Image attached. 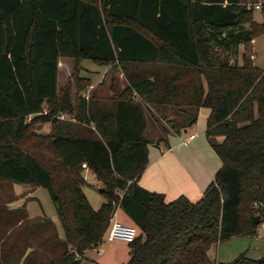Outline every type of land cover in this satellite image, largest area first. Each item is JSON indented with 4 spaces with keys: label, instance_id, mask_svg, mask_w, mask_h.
<instances>
[{
    "label": "trees",
    "instance_id": "16d2710c",
    "mask_svg": "<svg viewBox=\"0 0 264 264\" xmlns=\"http://www.w3.org/2000/svg\"><path fill=\"white\" fill-rule=\"evenodd\" d=\"M243 1L0 0V181L47 189L64 231L61 238L24 205L0 207V264H80L119 208L139 229L127 264H264L244 255L218 263L209 254L258 234L253 209L264 221V70L245 53L242 64L223 55L264 33ZM61 58L77 60L76 93L71 81L59 89ZM85 60L121 70L126 87L114 78L111 97L95 90L87 98ZM202 108L222 161L204 198L168 201L139 185L149 166L148 118L167 145L171 131L197 124ZM39 123L50 132L33 134ZM83 163L105 189L97 210L83 190ZM40 236L55 252L42 262L31 243Z\"/></svg>",
    "mask_w": 264,
    "mask_h": 264
},
{
    "label": "rangeland",
    "instance_id": "374dc122",
    "mask_svg": "<svg viewBox=\"0 0 264 264\" xmlns=\"http://www.w3.org/2000/svg\"><path fill=\"white\" fill-rule=\"evenodd\" d=\"M254 2H264V0H244L242 3H254ZM253 21L254 23L259 26L264 22V14L261 11L254 12ZM249 26V25H247ZM252 38L256 39V44H245L244 46L239 47L238 53L232 51L229 54L223 53V55H228L231 57V60L233 62H238L239 64H242L243 62V54L246 51H254L256 54V58L252 59L255 66L264 70V33L260 34L258 36H253ZM82 65L86 69L93 70V75L87 73L86 71L82 72L83 77H92L95 81L94 74L96 70L102 71L104 70V66H100L96 63H94L91 60H85L82 62ZM77 66V60L72 58H61L60 59V74H59V80H58V86L61 88L62 86L66 85L68 81L72 78V76H75V68ZM75 79L72 82L73 84V91L74 93L77 90L78 83ZM90 88L87 89V91ZM92 90V89H91ZM86 91V93H87ZM108 91L107 88L104 89V92ZM48 108H45V113H47ZM207 108H205V111L207 112ZM205 112L202 111L200 113V119H199V125L196 127L194 131L199 135V137L206 136L203 134L204 129H202L203 122L205 121L204 118ZM34 116H30L28 118V122L32 123ZM149 120V130L148 135L153 140L152 143L157 146L158 140L156 138V128L158 124L155 122V120L152 117L148 118ZM204 125L206 126L205 122ZM32 132L36 136L46 134L50 132V123H39L32 126ZM159 131L161 132V129L159 128ZM162 135V132H161ZM185 136V135H184ZM185 138V137H184ZM213 148V147H212ZM87 182L88 184L84 187V190L89 195H97L104 197V195L101 193L98 185V180L95 177L94 174L90 173L87 176ZM105 198V197H104ZM18 201L20 204H17V206H23L26 207L28 213H30L31 216H44L49 218L52 222L55 221L56 225L61 228L59 222V217L56 212L55 205L50 197V194L47 189L43 187H37L32 188L30 186H27L25 184H16L6 181H0V207L8 206L10 210H17L20 209L19 207H15L11 209L10 202ZM22 208V207H21ZM253 215L259 216L261 221L258 224V234L255 236H235L227 241H223L222 243H218L215 245L209 252L211 258L216 262H222V263H232L236 259H238L241 255H244L250 259L259 260L264 258V221L263 217L260 213L257 212L256 208L253 209ZM121 215L123 216V212L121 211ZM1 222V226L4 228L8 225V217L6 215H3ZM121 220V219H120ZM123 223L125 224H131L130 220L126 219V216L124 215ZM9 239L11 241L12 236H9ZM21 244H24L23 237L20 238ZM31 243L33 244V248L36 249V252H38V256H36L38 259L44 258L42 261L48 260L51 257H53V252H50V249L47 245H44L46 243L43 236L36 237L31 240ZM5 244L9 245L8 239L6 237L5 243H2V246ZM20 247V246H19ZM17 248V247H15ZM98 249L102 251V254H98V250H95L94 248L88 250L89 255H91L93 258H108L110 255H118L121 253L122 257H117L116 264H127L131 260V248L129 244L122 240H115V241H109L108 237L104 239V241L98 246ZM15 255L16 253L14 250L12 251ZM128 253V255H127ZM100 264V262H98Z\"/></svg>",
    "mask_w": 264,
    "mask_h": 264
},
{
    "label": "crops",
    "instance_id": "0c3cea01",
    "mask_svg": "<svg viewBox=\"0 0 264 264\" xmlns=\"http://www.w3.org/2000/svg\"><path fill=\"white\" fill-rule=\"evenodd\" d=\"M104 67L105 68L102 71L96 70L93 76V77L96 76L95 77V79H97L96 81L92 77H84L91 79L92 82V85L88 87L90 89L88 91L86 90L87 93L86 92L84 93V96H86L87 98H89L93 93V91L95 90H98L104 96L111 97L113 95V91L111 90V81L114 78L118 79L121 85V89H124L126 87L127 81L121 70L116 69L113 65L104 66ZM83 71L84 72L86 71L87 73H89V75L90 74L93 75L94 73L93 70L86 68ZM59 74H60V61H59ZM74 79H75L74 76H72V78L69 81H73ZM64 86H62L61 88H63ZM105 88H107L108 91L104 92ZM202 111L206 113L205 114L206 117L204 118L205 120L204 122L206 126L204 125V122L203 124H201V126H203L202 129H204L203 134L206 136L207 121L210 115V110L208 109L206 112L205 108H202L200 110V113ZM200 113L197 124L188 128L187 130H184L183 133L177 134L171 131L166 136L167 145L163 141H160L161 132L159 131V126H157L155 134L158 143L157 146H155V144L152 143L154 139L153 138L151 139L148 135V130H149L148 127L147 136L151 139V143L149 144V166L142 174L139 180V185H141L142 187H144L149 191L163 193L168 201L176 200L181 196H186L193 202H198L204 198L208 186L215 180L216 173L222 167V161L219 158L218 154L216 153L215 149L212 148V145L208 141L207 136L206 138L204 137L200 138L199 135L194 131L195 126L197 127L199 125V119L201 116ZM68 116L70 118L68 121H76L75 116H70V115ZM173 117L174 115L170 114L169 119H172ZM192 134L197 135L196 139L193 140L190 145L188 146L185 145L183 143V139L188 138ZM219 141L222 142L223 138H220ZM90 173L92 172L85 170L84 173L85 180L87 179V176ZM98 185L99 187L102 188V182L99 180H98ZM85 194L88 197L93 208L96 210L99 209L102 206V204L106 202V198H104L105 196L101 197L95 194L89 195L86 192ZM17 204L20 203L18 201L10 202L11 209L14 208V206L19 208L22 207V206H17ZM121 211L126 216V219L130 220L131 224H134L133 221L126 215V213L121 208L117 210V215L114 218H116L119 221H122L124 215L123 216L121 215ZM30 217L33 218V217H41V216L30 215ZM53 223L58 230L59 236L61 238H64L63 228L61 231V228L56 225V222L53 221ZM32 249L33 248H30L27 251L26 256L28 255L29 252L32 251ZM49 249L51 253L53 252V254H55V252L51 249V247H49ZM94 249L98 250L99 255L102 254V251L98 249V246L95 247ZM116 256L122 257L120 253L118 255H110L108 258H93L91 255H89V252L87 250L84 255L79 256L78 258L81 260L80 264H99L98 262H100V264H116V262H118V260H116ZM42 259L43 258L38 259V261ZM23 260L21 264H23L24 262Z\"/></svg>",
    "mask_w": 264,
    "mask_h": 264
},
{
    "label": "built area",
    "instance_id": "2783aa9c",
    "mask_svg": "<svg viewBox=\"0 0 264 264\" xmlns=\"http://www.w3.org/2000/svg\"><path fill=\"white\" fill-rule=\"evenodd\" d=\"M245 5L247 7V10L257 12V11L262 10V8L264 6V2L245 3ZM250 44H256V39H251ZM242 46L245 47V44H242ZM245 54L247 56H249L251 59L256 58V54L254 51H250V50L246 51L245 50ZM58 118L62 119V120H69L70 119L69 116L65 113L60 114L58 116ZM196 137H197L196 134H192L188 138L183 139V143L188 146L191 144V142L193 140L196 139ZM82 166L86 171H90V168H89L87 163H83ZM116 215H117V211L115 212L114 217ZM114 217L111 220V224H110L103 240L106 239V237H108L109 241L122 240V241L127 242L128 244L133 243L139 235L138 227L135 226L134 224H125L122 221H119ZM103 240H102V242H103Z\"/></svg>",
    "mask_w": 264,
    "mask_h": 264
},
{
    "label": "water",
    "instance_id": "95a60500",
    "mask_svg": "<svg viewBox=\"0 0 264 264\" xmlns=\"http://www.w3.org/2000/svg\"><path fill=\"white\" fill-rule=\"evenodd\" d=\"M100 191H101L102 193H104L105 189H104V188H101ZM255 221H256V224H259L260 221H261L260 217H259V216H256V217H255Z\"/></svg>",
    "mask_w": 264,
    "mask_h": 264
}]
</instances>
